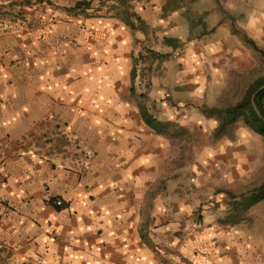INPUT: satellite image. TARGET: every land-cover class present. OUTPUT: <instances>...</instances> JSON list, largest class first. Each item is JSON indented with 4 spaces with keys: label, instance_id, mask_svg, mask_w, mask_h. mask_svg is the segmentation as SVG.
Returning a JSON list of instances; mask_svg holds the SVG:
<instances>
[{
    "label": "crops",
    "instance_id": "1",
    "mask_svg": "<svg viewBox=\"0 0 264 264\" xmlns=\"http://www.w3.org/2000/svg\"><path fill=\"white\" fill-rule=\"evenodd\" d=\"M28 1L38 4L19 6L25 20L11 16L12 3ZM212 1L218 20H235L230 9L250 3L242 29L264 42V13L256 7L264 0ZM133 5L156 33L191 32L182 26L191 8L185 0ZM60 12L56 0H0V195L13 198L22 211L0 226V264H182L171 253L157 254L152 236L141 231L159 218L167 235L156 242L182 252V235L171 234L182 228V197L173 205L153 198V138L141 133L147 126L129 99L133 32L117 10L94 16ZM80 15L84 32L75 29ZM201 24L195 28L206 34L222 20L214 31ZM220 36L194 43L180 59L224 74L235 47L232 38ZM168 46L171 52L176 45ZM121 79L127 87L122 91ZM171 207L177 217L171 218ZM3 239L22 247L12 252Z\"/></svg>",
    "mask_w": 264,
    "mask_h": 264
},
{
    "label": "rangeland",
    "instance_id": "2",
    "mask_svg": "<svg viewBox=\"0 0 264 264\" xmlns=\"http://www.w3.org/2000/svg\"><path fill=\"white\" fill-rule=\"evenodd\" d=\"M56 1L64 17L65 12L74 16L73 8L77 0ZM100 1L93 4L92 11L84 13L81 10L76 13L94 16L101 11L108 14L118 11L121 6L119 0L114 5L111 3L114 0ZM134 1L144 0H132L133 8ZM103 2L106 9L103 8ZM37 4L30 1L26 4L14 2L11 4V16L23 21L24 13L19 11V6ZM185 4L191 8L182 19V26L188 25L190 34L165 32L163 35L156 33V28L146 22L144 28L132 31V66L137 69V78L134 83L136 94L129 97L134 105L145 104L151 114L175 122L184 130V135L177 138L158 135L148 127L141 132L147 138H153L155 149L158 168L153 198L156 200L161 197L166 204L173 205L178 195L182 197V228L174 232L171 230L173 235H182V252L161 247L156 242L155 237L159 239L167 235L161 228L163 223L159 218L155 219L153 229L150 220L149 226L140 228L144 235L149 233L148 237L152 236L151 247L157 254H161V251L171 253L174 259H182V264H264V201L252 207L240 224L233 226L224 222L228 216L226 191L246 193L264 182V136L251 131L240 121L230 132L229 138L216 139L214 131L218 126L217 120L208 119L200 110L203 106L236 103L247 87L264 75V55L255 51L242 36V33H246L242 28L247 25L243 16L251 5L240 2L237 7L230 9V16L236 19L221 18L222 24L214 31V24L220 21V11L212 0L210 3L198 4L185 0ZM256 7H261L264 13V2L257 3ZM80 16L74 20L75 29L84 32L86 19ZM78 20H82L79 21L81 24ZM203 21L214 32L198 33L195 24L198 23V29H201ZM209 35L216 38L220 36L226 41L232 38L235 51L224 65V74L219 71L220 68L198 67L195 63L189 65L180 59L187 55L190 46L204 43ZM251 37L264 50V42ZM168 45H176V50L166 51ZM179 49L182 50V56H179ZM122 81L119 83L121 91L126 85ZM151 213L144 211L147 216ZM170 214L171 218L177 217L172 207ZM165 261H170V258Z\"/></svg>",
    "mask_w": 264,
    "mask_h": 264
},
{
    "label": "trees",
    "instance_id": "3",
    "mask_svg": "<svg viewBox=\"0 0 264 264\" xmlns=\"http://www.w3.org/2000/svg\"><path fill=\"white\" fill-rule=\"evenodd\" d=\"M132 0H119L121 6L114 14L119 17L123 23L132 31H138L145 27L143 19L135 12L131 5ZM91 1H79L73 10L74 15H78L76 11L83 10L86 12L91 9ZM121 7V9H120ZM243 38L255 51L264 55L257 43L251 39L248 34L242 33ZM137 78V69L133 66L131 70V96L136 94L134 83ZM140 116L145 125L158 135H168L172 138L184 135V130L175 122L162 120L149 112L145 104L138 106ZM202 114L208 119H216L218 126L214 131L216 139L231 136V131L240 121L246 125L248 129L256 134L264 136V75L255 79L246 89L240 100L236 103L226 102L224 105L200 108ZM228 197V216L224 220L225 223L238 225L245 220V214L254 206L264 201V182L256 186L252 190L235 194L226 191ZM64 207V206H63Z\"/></svg>",
    "mask_w": 264,
    "mask_h": 264
},
{
    "label": "built area",
    "instance_id": "4",
    "mask_svg": "<svg viewBox=\"0 0 264 264\" xmlns=\"http://www.w3.org/2000/svg\"><path fill=\"white\" fill-rule=\"evenodd\" d=\"M55 204L58 207L64 206L62 200H57ZM21 212V206L17 201L11 197L0 195V226L5 222L16 221L21 215ZM1 242L6 249L12 252H17L22 247L21 244H16L9 239H3Z\"/></svg>",
    "mask_w": 264,
    "mask_h": 264
}]
</instances>
